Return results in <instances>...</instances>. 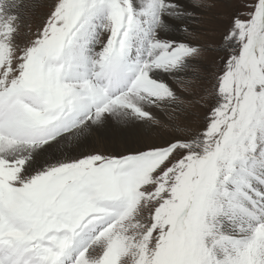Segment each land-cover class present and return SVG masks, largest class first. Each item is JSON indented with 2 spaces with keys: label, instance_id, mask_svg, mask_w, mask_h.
I'll list each match as a JSON object with an SVG mask.
<instances>
[{
  "label": "snow or ice",
  "instance_id": "obj_1",
  "mask_svg": "<svg viewBox=\"0 0 264 264\" xmlns=\"http://www.w3.org/2000/svg\"><path fill=\"white\" fill-rule=\"evenodd\" d=\"M199 7L0 0V264H264V0L231 14L199 130L79 151L181 107Z\"/></svg>",
  "mask_w": 264,
  "mask_h": 264
},
{
  "label": "rangeland",
  "instance_id": "obj_2",
  "mask_svg": "<svg viewBox=\"0 0 264 264\" xmlns=\"http://www.w3.org/2000/svg\"><path fill=\"white\" fill-rule=\"evenodd\" d=\"M188 1L191 5L199 3L200 7L195 9V17L188 23L190 31L186 38L190 43L199 45L204 50L195 58L194 69L187 73L188 79L181 83L169 82L177 95L182 98L181 107L164 109V112L157 116L160 123L154 127L129 129L121 137L111 133L92 134L79 150L81 154L97 151L108 154L124 151L137 144L163 143L184 136L188 131H197L201 128L204 117L214 102L211 95L212 84L221 67L219 58L224 55L215 49L221 42L231 14L239 6V0ZM24 2L27 4L31 0ZM46 11V8H37L34 12L30 8H25L22 13L23 23L31 22L32 27L35 28Z\"/></svg>",
  "mask_w": 264,
  "mask_h": 264
},
{
  "label": "bare ground",
  "instance_id": "obj_3",
  "mask_svg": "<svg viewBox=\"0 0 264 264\" xmlns=\"http://www.w3.org/2000/svg\"><path fill=\"white\" fill-rule=\"evenodd\" d=\"M184 2L186 3V4H188L189 6H191V4H190V1H188V0H184ZM170 82V81H169ZM164 112V109H162V110H160V111H158L157 113H156V116H159L160 115V113H163ZM143 129L144 127H138V130H140V129ZM136 129V128H135ZM126 131H123V132H120V133H117L116 134V136L117 137H121V135L122 134H124ZM106 135V134H105ZM123 136V135H122ZM90 137V136H89ZM111 137V136H110ZM122 140V139H121Z\"/></svg>",
  "mask_w": 264,
  "mask_h": 264
}]
</instances>
